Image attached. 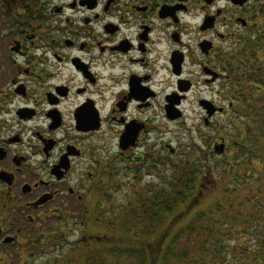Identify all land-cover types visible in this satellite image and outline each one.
<instances>
[{
    "label": "flooded vegetation",
    "instance_id": "1",
    "mask_svg": "<svg viewBox=\"0 0 264 264\" xmlns=\"http://www.w3.org/2000/svg\"><path fill=\"white\" fill-rule=\"evenodd\" d=\"M261 53L264 0H0V264L112 248L108 220L226 151Z\"/></svg>",
    "mask_w": 264,
    "mask_h": 264
},
{
    "label": "trees",
    "instance_id": "2",
    "mask_svg": "<svg viewBox=\"0 0 264 264\" xmlns=\"http://www.w3.org/2000/svg\"><path fill=\"white\" fill-rule=\"evenodd\" d=\"M234 66V81L243 85L231 91L240 115L224 131L231 150L228 160L213 167L203 157L184 158L181 173H174L172 181L152 187L124 216L108 220L110 228L117 229L116 241L107 242L113 247L87 254L84 264H95L96 259L101 264H230L225 256L238 239L264 236V212L254 203L247 208L250 213L245 207L232 209L249 183L262 182L264 199V53L244 57ZM213 183L221 186L212 190ZM207 196L210 203L200 207ZM246 220L254 223L240 225ZM254 253L256 264H264V250Z\"/></svg>",
    "mask_w": 264,
    "mask_h": 264
},
{
    "label": "rangeland",
    "instance_id": "3",
    "mask_svg": "<svg viewBox=\"0 0 264 264\" xmlns=\"http://www.w3.org/2000/svg\"><path fill=\"white\" fill-rule=\"evenodd\" d=\"M190 122H188L189 124ZM206 132V131H205ZM209 132L212 134V132L214 133V130H209ZM219 134H223V131H219ZM215 139L216 141L219 140V136L215 135ZM169 138V137H168ZM194 143L193 146L197 145V146H201V139H195L194 138ZM187 142V138H183V143L185 144ZM228 145V144H227ZM203 147V146H201ZM206 150V149H204ZM231 152L229 145L227 146L226 151L221 155L218 156L217 154H213L214 157H210L209 161L207 163H209V165H213V167H215V165H222V163L224 161L228 160L227 155H229ZM212 154V153H211ZM200 157H204L202 154H200ZM212 155V156H213ZM205 159V158H204ZM256 169H260V166L257 165ZM215 173L213 171V173L211 174V180L216 181V177H215ZM251 182V181H250ZM221 186V184L219 183L218 185L216 183L212 184V190H216V188H219ZM246 187H243L242 190L239 192V195H244V198H241L239 201H233L232 202V209L233 208H248L249 206H252L251 203H254V207L256 208L257 211L263 213L264 212V199L262 197V182H255V184L253 183H249L247 185H245ZM211 199L207 197H205L202 202H201V206L203 207L204 205L210 203ZM236 209H234L235 211ZM248 212L250 211V209H247ZM236 214V212H234ZM250 213V212H249ZM262 217H264V214L261 215ZM252 220H246L245 224L241 223L240 225L242 226H246V224L252 225L253 223H251ZM261 223V227L264 228V223L263 221H260ZM263 231V229H262ZM264 242V236H260L258 238L256 237H251L248 238L247 236H244L240 239H238L235 242V247L230 246L233 248V251L231 252V254H228L227 256H225V259H227L229 261L230 264H256L255 260H253L254 258V250H256L257 248L259 249H263V243ZM195 254H197V252H194ZM34 264H39V260L37 262H35ZM175 264V263H174ZM182 264H185L184 262ZM187 264H191L189 262H187ZM192 264H200V262H193Z\"/></svg>",
    "mask_w": 264,
    "mask_h": 264
},
{
    "label": "water",
    "instance_id": "4",
    "mask_svg": "<svg viewBox=\"0 0 264 264\" xmlns=\"http://www.w3.org/2000/svg\"><path fill=\"white\" fill-rule=\"evenodd\" d=\"M225 146L223 143H221L220 145L216 146L215 150L217 153L221 154L224 150Z\"/></svg>",
    "mask_w": 264,
    "mask_h": 264
}]
</instances>
